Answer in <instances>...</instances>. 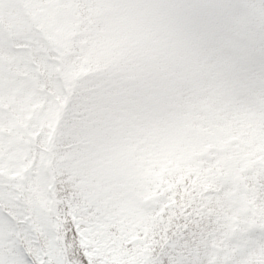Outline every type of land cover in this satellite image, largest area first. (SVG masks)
I'll list each match as a JSON object with an SVG mask.
<instances>
[{"label": "snow or ice", "instance_id": "6c2138e0", "mask_svg": "<svg viewBox=\"0 0 264 264\" xmlns=\"http://www.w3.org/2000/svg\"><path fill=\"white\" fill-rule=\"evenodd\" d=\"M0 264H264V0H0Z\"/></svg>", "mask_w": 264, "mask_h": 264}]
</instances>
